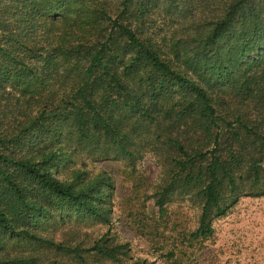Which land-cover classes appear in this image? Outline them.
Returning <instances> with one entry per match:
<instances>
[{
    "label": "trees",
    "instance_id": "16d2710c",
    "mask_svg": "<svg viewBox=\"0 0 264 264\" xmlns=\"http://www.w3.org/2000/svg\"><path fill=\"white\" fill-rule=\"evenodd\" d=\"M0 115V264L34 261H8L5 239L60 248L33 231L55 210L107 219L110 177L60 179L83 158L154 154L169 166L159 211L188 195L190 241L210 236L240 197L264 196V0H0ZM75 247L80 264L122 249Z\"/></svg>",
    "mask_w": 264,
    "mask_h": 264
},
{
    "label": "rangeland",
    "instance_id": "374dc122",
    "mask_svg": "<svg viewBox=\"0 0 264 264\" xmlns=\"http://www.w3.org/2000/svg\"><path fill=\"white\" fill-rule=\"evenodd\" d=\"M155 27L160 35L168 31V24L158 20ZM6 93L13 95L10 87ZM233 106L225 110L228 112ZM3 119L0 115V124L7 122ZM67 167L64 174L68 176L60 177L66 182L72 179L68 173L73 169L87 171L89 178L101 174L111 178L113 197L102 205L107 219L81 222L77 216L55 210L38 219L33 231L38 239L50 240L60 248L26 242L12 245L5 239L1 255L8 261L80 264L81 258L66 255L63 249L89 248L99 240H108L110 245L122 247L119 261L88 259L87 264H264V196L240 197L225 216L211 219L210 236L190 241L189 234L199 226L201 207L188 195L175 194L165 202L163 212L159 211L156 192L169 166L154 154L146 153L134 166L117 158H83Z\"/></svg>",
    "mask_w": 264,
    "mask_h": 264
}]
</instances>
